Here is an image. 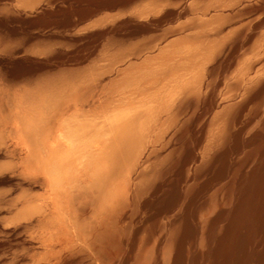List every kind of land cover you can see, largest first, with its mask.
<instances>
[{"label":"rangeland","instance_id":"rangeland-1","mask_svg":"<svg viewBox=\"0 0 264 264\" xmlns=\"http://www.w3.org/2000/svg\"><path fill=\"white\" fill-rule=\"evenodd\" d=\"M49 78L61 90L40 85ZM0 97V264H50L48 245L63 257L57 264H163L165 246L175 258L192 242L172 238L186 229L182 218L193 226L211 216L214 191L264 180L250 171L258 154L264 162V0H0ZM26 102L52 126L49 139L73 130L88 142L51 209L58 226L46 221L49 174L25 159L20 142ZM127 117L136 143L95 193L93 158ZM126 181L133 193L115 229L96 240L91 232L108 229L103 218ZM183 196L192 197L189 209Z\"/></svg>","mask_w":264,"mask_h":264},{"label":"bare ground","instance_id":"bare-ground-1","mask_svg":"<svg viewBox=\"0 0 264 264\" xmlns=\"http://www.w3.org/2000/svg\"><path fill=\"white\" fill-rule=\"evenodd\" d=\"M241 19H243V18H241ZM57 79H59V78H57ZM63 79H64V77H63ZM59 80L62 81V77ZM56 81L57 80L55 78L54 79L49 78L48 80H45V82L44 81L42 82L44 84L40 83V85H42V86L48 85L49 87L51 86L50 88H52V86H53L52 89H55V92H56V89L61 90V88H62L61 85L60 86L58 85L59 84V83H57L58 81L57 82ZM61 81H59V82L61 83ZM40 92L41 91H39L36 94V97L37 96L40 97V95H41ZM61 92L57 91L55 96H58L61 99V97H60V96H62ZM30 95H28V96H30ZM7 96H9V95H7ZM31 97H32V95H31ZM21 99L22 98H20V100ZM2 100L3 99L0 97V112L1 113L3 112V109H5L3 106ZM42 100H44V99H42ZM32 102L30 101V103H32ZM28 104L29 103H27V106L24 107L18 113V118L21 120V122L23 124V128H22V130H20L19 137H20V142L28 148L27 152H25L26 153L25 159H27V161H29L33 167H37V169L40 170L43 174H44V172H46L44 175L49 174L50 179H49V177H48V179L50 181H48V182L50 185L47 182L46 183H47V186H49L48 188H50V190L49 191L47 190L48 192H46L44 190L46 192V194L49 193V195H47V197H45V201H46L45 203H47V205L44 204V206L45 205L51 206L50 212L48 211L49 207L47 208V210L45 207V210L50 213V214L48 213L49 216L46 215L47 216L46 221L50 218L49 222L52 225V224L58 222L56 220L58 218V216H55L54 215L55 211L53 214L51 212V209L57 208V204L60 203L59 198H60V194L62 193V191L60 192V190H62L61 189L62 184L65 185V183H68V180H66L65 178H68L70 176L68 172H70L69 171L70 165H72V166L74 165L73 161H72V160H74L73 158H75L74 155L77 153L79 154V152L76 153V150L78 151L80 149L79 146H81V145L84 147H85V145L87 146L88 140L87 139L85 140L87 142L86 144L84 143V141L80 142L78 140L79 139L78 136H77L78 137V139H77L75 135L71 134V132H73V130L72 131L69 130L71 135L69 134L68 131H66L69 135H67V133H66V135L62 137L58 133L57 136L53 137L54 139L53 138L49 139L48 135H49V131L52 128V126L51 125L49 127L43 126V124H45V121H48V120L46 118H44V116L41 115V113H39V111L35 110L30 105H29L30 107H28ZM1 113H0V126L5 123V117L2 116ZM126 119L125 120L124 119L123 120H117V121L114 120L115 123L110 128L111 129V135L109 136V138L106 137V138H108L107 140L105 138L106 141L103 140V141H105V144L102 143L103 141L101 142L102 147L98 148V151H96V156L93 158L94 165H92L90 162V165L94 166L93 167L95 169L94 172L96 173L95 175L97 176V178H96V176L94 175V177H95L94 178L95 181L93 180L94 182L92 180H90V182H92V185L94 187L93 189H94L95 193L101 192L103 190V188L106 186V184L108 182H110L109 180L112 179V176H114V174L118 171L119 167L122 166L123 162L125 161V158L129 156V155L127 156V154H129L128 152L133 149L132 146H134V143H136L135 140H137L136 138L138 136L136 135V132H135L136 128H134V124L131 121L132 118L130 120H129V118L127 120ZM71 125H72V123H71ZM66 129H68V128H66ZM224 129H225V127H224ZM77 132H79V131H77ZM222 132H223V130H222ZM219 135H220V133H219ZM90 139L91 138H89V142H90ZM93 139H95V138H93ZM221 139H222V136H221ZM219 142H221V141H218V143ZM90 143H92V142H90ZM83 144H85V145H83ZM98 144H100V143H98ZM103 144H104V146H103ZM77 147H78V149H77ZM42 148L43 149L45 148L46 155L44 154L45 150L42 151ZM260 150H261V148H260ZM256 154L257 153H255V155ZM231 155H233V154H231ZM258 156L257 157L255 156L256 162H254L255 163V164H253L254 166L251 165L252 168L250 169V171L252 174H258L259 173L263 177L264 176V162L262 161L263 163L261 164L262 155L258 154ZM206 159H208V158H206ZM224 160L226 161V159H224ZM227 164L229 165V163H227ZM230 167H231V165L227 166L225 168L227 174L226 175L224 174L222 177L229 175V173L231 172ZM72 169H74V166ZM220 171H223V170H220ZM219 173H222V172H219ZM226 178H228V177H226ZM235 178H237V177H234V179ZM48 179L46 178V181ZM129 179H131V178L129 177ZM248 179H247V181H242V182H239V181L233 182V180L232 181L228 180V182L231 181L232 183L225 185L221 188H218L216 191H214V194L212 195V197H210L211 200H208V203H210L208 208L210 209V211H212L211 216L204 217L205 218L204 220H200V221H197L195 223L193 221V226H191V223L189 222L188 218H182L184 224H186V229L185 230L182 229L181 231L178 230V228L175 229L176 228L175 225L178 222V220H176V223L173 222V223H175V225L173 224L174 226H172V227L173 228L175 227L174 230H177V231L174 232V230H172L174 232L172 238L177 239V238H180L182 236L183 239H184V237L188 238V239L191 238L192 240L191 239L190 240L192 242L190 244L188 243L189 245L186 242L183 243V245L187 244L186 247H183V245H181L180 247L177 246L179 248V250H178L175 258L171 257L173 253L166 250L168 248L165 246L163 249H165V248L166 249L163 250L164 252H163L162 256L158 255V256L162 257V262H164L163 264H168V263L169 264L170 263L171 264H264V180H259V179L248 180ZM64 181H65V183H63ZM126 182H125L126 188L124 189L125 191H123L121 194L122 197L119 200L117 199L118 201H116L115 204L112 206L113 208L110 207V209L111 208L112 209L111 210L109 209L110 211L103 218L104 219L103 222L105 224H107V227L111 225L113 229L111 227H108V229L106 230L105 229L106 227H105L104 230H100V231L95 230V231L91 232L95 236L96 240H102L103 238H106L108 236V233H111L112 230L115 229L113 227L115 225L114 219L116 221L115 217H118L117 214H118V212H120L119 209L122 207L123 204L126 203V201H128L129 196H131V194L133 193V191L131 189L132 186L128 185V184H130L128 182L126 184ZM43 183L45 184V182H43ZM216 188L217 187L213 188V190ZM63 189H65V186L63 187ZM64 191L65 190H63L62 196L64 195ZM134 194H136V193L134 192ZM42 196H44V195H42ZM63 198H64V196H63ZM181 199L183 201V205L187 206V208L189 209V207L192 203V197L190 198V196H186V197L183 196V197H181ZM29 201L27 203H29ZM42 202H44V200ZM37 204H34L33 207L32 206L30 207L28 205V207L31 210L33 209L32 211L35 212V210H37V207H38V209H39V207H41V205H39V204L37 205ZM223 204H225V205H223ZM25 207H27V206H25ZM25 207H24V209H25ZM182 219L180 221H182ZM41 220H45V219H41ZM38 221H40V219H38ZM111 221H113V223ZM178 223L180 224V222H178ZM178 223H177V225H178ZM54 225L58 226L57 223ZM179 226H182V225H179ZM172 227H171V229H172ZM183 228H184V225H183ZM43 231L44 230H42V232ZM107 231H108V233H107ZM49 234H50V232H49ZM71 234L72 233H70V235ZM165 234H167V233H165ZM54 235L56 236V234H54ZM87 235H89V234H87ZM47 236L48 235L46 234V238H47ZM168 236H169V232H168ZM56 237H58V236H56ZM68 238H70V237L68 236ZM89 238H90V236H89ZM169 238H171V237H169ZM38 239H39V237H38ZM77 239H78V237H77ZM188 239H186V240H188ZM41 240H44V239L41 238ZM67 240H69V239H67ZM180 240H182V238ZM47 241H49V240H47ZM70 241H68V242H70ZM84 242H86V241H84ZM91 242H89V243H91ZM162 243H164V241ZM167 243H169V242H167ZM99 244H100V241H99ZM169 244L172 245L171 243H169ZM174 244L176 245V242H174L173 245ZM47 245H45V246H47ZM69 245H70V243H69ZM72 245H74V244H72ZM154 245H156V246L150 247V248H153V249H151V251L156 252V254H159V253H157V249H159L157 247V245H159V244H154ZM170 245H168V246H170ZM62 247H64V246H62ZM65 247H66V245H65ZM47 248L48 249L51 248L50 251H52L51 254L53 255L52 258L49 257V259L54 260V261L50 260L49 261L50 264H57L58 261H60V258L62 257L61 254H59V251H54L55 247H52V246L50 247L48 245ZM150 248L147 250L148 252L150 251ZM175 248H176V246H174V249ZM169 249H171V251H172L173 246L171 248L169 247ZM56 250H57V248H56ZM63 250H64V248H63ZM147 251H146L147 254H145V255H147V256H150V254L152 255L151 251H150L151 253H148ZM160 253H162L161 250H160ZM153 254H155V253H153ZM155 256H153V258ZM90 258H92V257H90ZM142 258L148 259L147 257H142ZM158 259L159 258H157V260ZM104 260H105V258H104ZM145 260H142V261L145 262ZM165 261H167V263ZM97 262H99V261H97ZM144 262H143V264H144Z\"/></svg>","mask_w":264,"mask_h":264}]
</instances>
